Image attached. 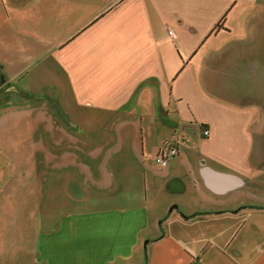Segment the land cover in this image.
<instances>
[{
  "label": "crops",
  "instance_id": "1",
  "mask_svg": "<svg viewBox=\"0 0 264 264\" xmlns=\"http://www.w3.org/2000/svg\"><path fill=\"white\" fill-rule=\"evenodd\" d=\"M39 45L79 133L0 150V264H264V0H0L6 82Z\"/></svg>",
  "mask_w": 264,
  "mask_h": 264
},
{
  "label": "rangeland",
  "instance_id": "2",
  "mask_svg": "<svg viewBox=\"0 0 264 264\" xmlns=\"http://www.w3.org/2000/svg\"><path fill=\"white\" fill-rule=\"evenodd\" d=\"M46 48L39 45L30 50V47L17 46L16 52L22 53L21 61L18 58L9 61L14 73L17 71L22 74V77L12 81L7 80V83L15 86V95L2 96L0 100V150L9 152L12 156L18 154V157L15 156L13 159V166L49 165L50 159L47 158V152L51 151L57 155V152L63 150L66 145V142L62 141L63 134L79 133L68 124L62 111L55 106L54 99L60 100L62 95H55L49 90L50 87L47 88L51 83L47 80L53 81L54 78L49 75L51 69L48 68L50 63L46 62V54L44 53L38 61L34 60L36 51L41 52ZM11 57L8 55L5 58L11 59ZM0 76L1 82L5 83L6 79L1 69ZM60 104L62 106L61 100ZM75 113L85 119H93L95 115L90 108H82ZM139 128L137 134L140 133ZM155 129L156 126L153 125L149 135L147 127H143L146 148L153 147L164 135L163 133L160 135ZM138 145L139 147L141 145L140 139Z\"/></svg>",
  "mask_w": 264,
  "mask_h": 264
},
{
  "label": "built area",
  "instance_id": "3",
  "mask_svg": "<svg viewBox=\"0 0 264 264\" xmlns=\"http://www.w3.org/2000/svg\"><path fill=\"white\" fill-rule=\"evenodd\" d=\"M169 35H172L171 32H169ZM208 131L203 130L202 135L204 137L208 136ZM176 154V149L173 144L166 145L162 147V149L159 151L155 158V162L160 165L161 167H166L167 165V158L173 157Z\"/></svg>",
  "mask_w": 264,
  "mask_h": 264
},
{
  "label": "flooded vegetation",
  "instance_id": "4",
  "mask_svg": "<svg viewBox=\"0 0 264 264\" xmlns=\"http://www.w3.org/2000/svg\"><path fill=\"white\" fill-rule=\"evenodd\" d=\"M2 81V77L0 76V82ZM6 83V84H5ZM1 82L0 84V100L2 96H9V95H15L14 93H16L15 89H12V85L10 83L7 82Z\"/></svg>",
  "mask_w": 264,
  "mask_h": 264
},
{
  "label": "trees",
  "instance_id": "5",
  "mask_svg": "<svg viewBox=\"0 0 264 264\" xmlns=\"http://www.w3.org/2000/svg\"><path fill=\"white\" fill-rule=\"evenodd\" d=\"M222 20H223V19H222ZM220 24H221V23L216 24L215 27H214V29H213V31L219 29L220 26H221ZM200 214H204V213H200ZM194 216H197V215H194Z\"/></svg>",
  "mask_w": 264,
  "mask_h": 264
}]
</instances>
